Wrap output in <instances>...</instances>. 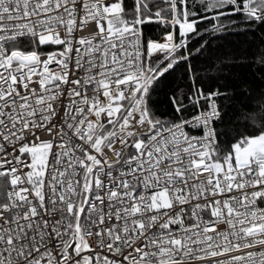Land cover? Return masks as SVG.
Wrapping results in <instances>:
<instances>
[{"label":"snow or ice","instance_id":"1","mask_svg":"<svg viewBox=\"0 0 264 264\" xmlns=\"http://www.w3.org/2000/svg\"><path fill=\"white\" fill-rule=\"evenodd\" d=\"M257 33L264 81V0H0V264H264V98L204 68Z\"/></svg>","mask_w":264,"mask_h":264},{"label":"trees","instance_id":"2","mask_svg":"<svg viewBox=\"0 0 264 264\" xmlns=\"http://www.w3.org/2000/svg\"><path fill=\"white\" fill-rule=\"evenodd\" d=\"M259 33L256 36L237 37L227 41H214L208 59L204 61L205 73L209 76H219L214 83L227 89L228 95L222 101L228 105L230 113L237 114L242 119L245 114L255 111L264 98V81L256 72L255 64L249 61L259 48ZM224 63L226 67L217 73L216 69ZM209 64L214 65L209 69ZM247 81L248 92H241V82ZM251 96V99L246 97Z\"/></svg>","mask_w":264,"mask_h":264}]
</instances>
